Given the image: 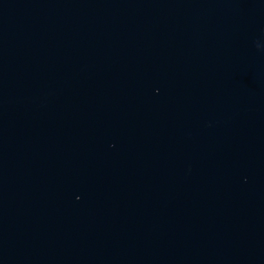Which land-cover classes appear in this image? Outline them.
I'll list each match as a JSON object with an SVG mask.
<instances>
[{"label": "water", "instance_id": "water-1", "mask_svg": "<svg viewBox=\"0 0 264 264\" xmlns=\"http://www.w3.org/2000/svg\"><path fill=\"white\" fill-rule=\"evenodd\" d=\"M0 264H264V0H0Z\"/></svg>", "mask_w": 264, "mask_h": 264}]
</instances>
